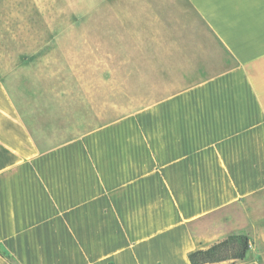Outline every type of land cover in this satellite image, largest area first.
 <instances>
[{
	"label": "crops",
	"instance_id": "crops-1",
	"mask_svg": "<svg viewBox=\"0 0 264 264\" xmlns=\"http://www.w3.org/2000/svg\"><path fill=\"white\" fill-rule=\"evenodd\" d=\"M109 6V64L104 29L78 64L66 35L0 50V264H191L241 231L243 260L205 264H264V0Z\"/></svg>",
	"mask_w": 264,
	"mask_h": 264
},
{
	"label": "rangeland",
	"instance_id": "rangeland-1",
	"mask_svg": "<svg viewBox=\"0 0 264 264\" xmlns=\"http://www.w3.org/2000/svg\"><path fill=\"white\" fill-rule=\"evenodd\" d=\"M110 17L109 0H2L0 10V50L6 49L8 52L45 50V46L47 45L45 39L47 36L51 40L55 37L53 49L62 50L63 36L66 35L67 40L65 39L64 46L69 47L72 52L76 53L71 60L72 63L76 62L78 64L77 52L82 49L79 41L82 39L93 41L94 39L90 35L97 34L95 33L96 30L100 32L99 29H104L102 34H97V37L98 40L100 39L107 43L105 44L101 41L104 47L103 50H106L104 53L106 63L103 59H99V62L103 61L104 64H109L111 62L109 26L112 25L111 20L109 22L98 20L97 25H100V23L109 24L102 27H95L92 25V21L96 18L107 19ZM82 18L87 19L86 25L80 24L79 20ZM83 35H85V38ZM89 49H94V43L87 48V50ZM10 55H12V58H7V60L12 63L15 59L12 53ZM87 65V80L92 84L91 87H93L96 81L93 68L95 66V58L93 56L88 58ZM76 76L78 77V74ZM109 85V83H102L100 86L97 84L99 98H102L104 102L107 99L113 98V101L126 103V96L120 95L117 97L115 94L113 97ZM91 92L93 93L94 90ZM115 107L110 104H104L102 106L105 114L104 118L118 116L119 114L126 113L129 108H132L127 105ZM236 216L238 217L239 213H236Z\"/></svg>",
	"mask_w": 264,
	"mask_h": 264
},
{
	"label": "trees",
	"instance_id": "trees-1",
	"mask_svg": "<svg viewBox=\"0 0 264 264\" xmlns=\"http://www.w3.org/2000/svg\"><path fill=\"white\" fill-rule=\"evenodd\" d=\"M249 250V237L245 232H234L207 247L192 250L188 258L191 264H205L222 261L236 263L246 257Z\"/></svg>",
	"mask_w": 264,
	"mask_h": 264
}]
</instances>
